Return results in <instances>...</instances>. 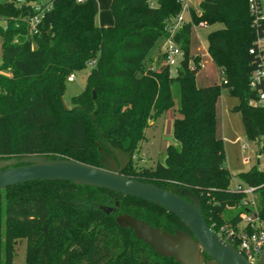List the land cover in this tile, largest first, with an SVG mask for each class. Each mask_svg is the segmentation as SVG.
Returning a JSON list of instances; mask_svg holds the SVG:
<instances>
[{"label":"trees","instance_id":"trees-1","mask_svg":"<svg viewBox=\"0 0 264 264\" xmlns=\"http://www.w3.org/2000/svg\"><path fill=\"white\" fill-rule=\"evenodd\" d=\"M181 10L179 0H157L155 7L149 0H112L114 24L103 28L96 0H52L31 32V6L0 0V160L36 155L104 168L98 148L104 143L135 158L149 123L174 108L177 94L176 145L154 168L132 159L123 176L174 193L188 189L215 233L238 225L248 209L245 196L230 189L235 177L216 136V105L222 88L239 98L234 111L245 136L264 154V107L250 104L258 97L249 86L256 57L249 53L255 31L248 0H200V13L192 10V20L173 37L184 58L172 76L164 56L154 67L146 60L157 41L169 37ZM201 23L222 26L207 38L220 83L205 88L196 86L199 60L190 57L192 27ZM94 60L84 92L67 108L65 82ZM237 178L257 188L264 223V171L254 167ZM120 215L170 234L190 233L175 215L140 199L72 182H31L0 191V264H12L21 240L26 264H180L120 227Z\"/></svg>","mask_w":264,"mask_h":264},{"label":"water","instance_id":"water-1","mask_svg":"<svg viewBox=\"0 0 264 264\" xmlns=\"http://www.w3.org/2000/svg\"><path fill=\"white\" fill-rule=\"evenodd\" d=\"M192 74L196 75L197 71ZM93 95L95 98V93ZM104 146L105 149L101 147L100 150L104 168L68 159L48 160L36 155L2 159L0 191L31 182H72L140 199L175 215L190 232L176 231L175 235H171L129 215L116 217L120 227L131 229L136 238L156 254L172 257L180 264H251L239 250L207 225L194 193L188 189L174 193L124 177L123 172L131 163L132 155L118 145L104 143ZM259 264H264V250Z\"/></svg>","mask_w":264,"mask_h":264},{"label":"rangeland","instance_id":"rangeland-1","mask_svg":"<svg viewBox=\"0 0 264 264\" xmlns=\"http://www.w3.org/2000/svg\"><path fill=\"white\" fill-rule=\"evenodd\" d=\"M50 1L52 0H36L35 2L48 4ZM190 1L191 9L196 13H200V0ZM150 4L156 6L157 0H150ZM101 17L105 21V11H101ZM185 17L188 21L192 20V15L188 13H186ZM220 28L222 26L219 24L203 27L199 24L192 27L190 57L198 58L199 60L200 69L195 75V83L198 88H205L220 83L219 72L211 62L207 51L208 35ZM163 44L164 40L159 39L157 41L147 57V65H151V62H153L152 67L156 66L158 56H162V53H159V51ZM2 61V39L0 38V65ZM90 70L91 67L87 66L83 71L74 73L75 80L73 82L68 80L65 82V92L62 99L67 108H72L73 98L84 92ZM0 73H4V71L0 69ZM239 102L238 97L231 95L228 89L222 88L221 96L216 105V136L224 142L225 167L235 177L231 182V190L241 182L237 178L240 173L247 172L254 167L264 171V154H259V147L255 143L248 142L241 116L234 111ZM178 105V95L176 94L174 108L164 113L155 122H151L150 126L146 129V140L142 143L140 151L134 158L137 167L154 168L158 163L164 161L168 146L176 145L172 134V127L174 119L178 117ZM98 148L101 154V146ZM171 235H175V233ZM26 252L27 242L26 240H21L13 253L12 264H26Z\"/></svg>","mask_w":264,"mask_h":264},{"label":"built area","instance_id":"built-area-1","mask_svg":"<svg viewBox=\"0 0 264 264\" xmlns=\"http://www.w3.org/2000/svg\"><path fill=\"white\" fill-rule=\"evenodd\" d=\"M36 0H16L18 6H31L35 11V16L30 19L31 32L36 30V24L40 21L43 13L50 8V4L36 3ZM77 3H83L85 0H75ZM182 5L180 14L175 19L171 28L168 29L169 37L165 38L161 48L164 56L163 65L170 68L171 75L174 76L176 69L184 58L183 51L173 41V37L180 27L187 22L185 15H191V1L179 0ZM249 12L252 19V27L255 31V40L249 50L251 55L256 57V68L250 75L249 86L252 91L257 93V100L250 102L251 105L264 107V0H248ZM201 27L206 26L204 23ZM96 60L89 62L87 66H95ZM75 76L70 75L68 81L73 82ZM245 196L243 205L247 207L248 212L241 215V222L233 226L227 224L216 233L221 239L233 246L236 244L243 256L251 264H259L264 250V223L261 221L258 201L257 188L249 186L243 182L238 183L232 190ZM252 230L253 232H250ZM235 248V247H234Z\"/></svg>","mask_w":264,"mask_h":264},{"label":"crops","instance_id":"crops-1","mask_svg":"<svg viewBox=\"0 0 264 264\" xmlns=\"http://www.w3.org/2000/svg\"><path fill=\"white\" fill-rule=\"evenodd\" d=\"M96 1L98 3V7H99V12H98L97 19H96L97 25L99 27H103V28L111 27L114 24L113 18H112V16H110L111 15V3H112V0H96ZM51 2L52 1H50L48 4H50ZM101 11H103V12L105 11V15H106L105 21L101 17ZM109 12H110V14H109ZM160 52H161V49H160L159 53Z\"/></svg>","mask_w":264,"mask_h":264},{"label":"flooded vegetation","instance_id":"flooded-vegetation-1","mask_svg":"<svg viewBox=\"0 0 264 264\" xmlns=\"http://www.w3.org/2000/svg\"><path fill=\"white\" fill-rule=\"evenodd\" d=\"M134 159V158H133Z\"/></svg>","mask_w":264,"mask_h":264}]
</instances>
